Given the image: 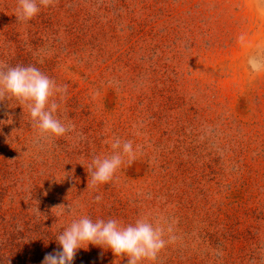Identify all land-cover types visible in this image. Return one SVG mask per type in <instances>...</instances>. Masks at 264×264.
Returning <instances> with one entry per match:
<instances>
[{
	"label": "rangeland",
	"instance_id": "rangeland-1",
	"mask_svg": "<svg viewBox=\"0 0 264 264\" xmlns=\"http://www.w3.org/2000/svg\"><path fill=\"white\" fill-rule=\"evenodd\" d=\"M18 7L0 0V68L67 86L57 115L75 127L41 140L27 105L0 97V264H42L81 216L170 224L176 239L144 264H264L256 0H54L27 23ZM116 137L137 158L94 187L89 166ZM73 264L127 258L90 245Z\"/></svg>",
	"mask_w": 264,
	"mask_h": 264
},
{
	"label": "clouds",
	"instance_id": "clouds-1",
	"mask_svg": "<svg viewBox=\"0 0 264 264\" xmlns=\"http://www.w3.org/2000/svg\"><path fill=\"white\" fill-rule=\"evenodd\" d=\"M54 0H19L16 18L19 22L32 20L41 6L48 7ZM256 9L264 13V0H256ZM248 71L252 75L264 73V47L247 58ZM67 93V86H61L34 65L0 68V97H11L27 105L33 126L41 140L65 136L74 125L65 124L57 112ZM112 154L94 157L89 172L94 187L108 184L115 174L127 163L131 165L137 158L139 146L134 147L131 140L122 141L116 137L112 141ZM96 201L101 200L97 196ZM63 207L64 206H60ZM68 214H72L68 205ZM169 224H155L148 218H139L134 223L122 225L116 219L93 220L88 216L74 219L64 228L56 240L61 247L58 252L45 256L42 264H73L77 252L96 246L110 250L115 257H126L127 264H144L155 261L166 245L176 239Z\"/></svg>",
	"mask_w": 264,
	"mask_h": 264
}]
</instances>
